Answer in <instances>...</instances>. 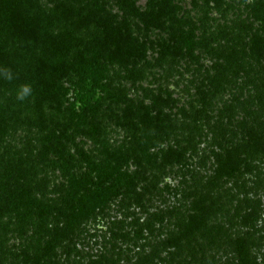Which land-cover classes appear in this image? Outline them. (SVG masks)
<instances>
[{"label":"trees","instance_id":"1","mask_svg":"<svg viewBox=\"0 0 264 264\" xmlns=\"http://www.w3.org/2000/svg\"><path fill=\"white\" fill-rule=\"evenodd\" d=\"M138 1L82 0L83 9L77 12L71 7L64 18L66 20L76 19V29L57 35L53 30L58 23L63 21V18L44 15L37 0H0V68L10 69L13 72L14 79L11 83L15 85L14 87L27 84L35 88L37 97L35 109L40 115L45 112L44 109H55V105L64 108L61 99L68 95L65 88L66 83L76 77L97 76L98 73L90 66V61L102 58L115 61L117 56L123 55L121 47L124 44L138 43L133 29L125 19L130 13L140 19L147 31L155 29L161 34L171 32L170 41L173 43L161 46L162 51L166 52L162 53L159 62L170 60L176 66H192L199 62L201 50L205 46L210 48L204 52L205 55L210 54L211 56H216V52L226 45L227 49L231 50L225 51L226 56L220 57L225 62L222 61L223 64L220 63L216 69V76L221 75L222 81L225 82L223 89L220 92L212 90L207 94L205 90L207 86L200 85L195 93L194 103L197 105L192 107L191 110H194L192 113L180 114L181 119L183 118L182 122H179L180 119L174 123L173 118H170V113H167L166 108L172 110L176 106V93L171 92L161 83L156 93L151 91L147 94V98L155 104L153 108L145 106L137 115L133 108H128L124 117L116 115L118 123L128 131L125 141L119 146L109 142L104 127H99L98 123L92 124L89 121V113L96 112L97 114L99 112L97 108H95L96 111L83 108L78 116L71 115V118L64 124V131L60 137L62 139L65 137L67 142L76 144V138L83 134L96 144V148L98 147L96 151L95 149L92 151L80 149L72 153L61 138L52 143L47 140L46 143L43 142L44 147L41 146L39 149L36 147L33 153L35 156L32 157L35 159L29 162L25 158L27 159L25 162L22 160L23 157L12 154L7 140L12 137V131L9 129H16L19 124H26L30 127L33 124L31 122L33 117L30 116L28 120L23 121L22 109L12 110L18 104L7 105L5 110L4 105L0 104V226L7 227L3 222L7 218L8 221L14 220L16 224L23 225H28L29 221L38 233L45 230V234L32 238V243L27 247L19 248L8 245L9 241L6 239L8 229L6 228L2 233L3 237L0 236V264H61L55 260L56 255L52 256L59 246L58 242L61 237L71 242L76 236L77 228L93 223L98 217L103 216L104 218L105 212L111 210V206L117 207L121 202L126 203L127 206L124 208L126 211H130L131 204L134 208L139 207L143 212L146 211L144 197L149 188L143 186L140 191V185L147 182L149 178L153 180L158 178L157 173L150 176L148 173L161 171L158 168L162 166L158 165L160 159L165 158L162 162L166 166H172L185 161L187 154H190L192 158L197 156L198 140L202 137L207 140L209 134L213 133L212 143L221 151L213 155L227 168H230V164L236 158L241 159L240 151L242 154V151L246 152L251 146L264 144V135L261 132L256 135L249 121H245L244 118L240 121L238 119L237 113L241 111L242 114L244 112L245 115L251 117L253 122L257 121L258 116H255L253 109L254 102L248 101L244 109L236 103L235 106L239 108L231 109L232 111L229 108L231 104L226 105V101L240 100L239 92L246 90L249 95L246 96L247 99L252 98L258 103L264 102V41L260 35L253 32L252 21L248 16L250 10L254 16L260 14L264 5L259 6L257 2L245 4V1L241 0L245 6V12L242 13L247 16L243 24L240 23L239 27H236L239 33L236 37L237 42L230 47L229 44L234 41L232 40V26L229 24L231 23L229 14L232 12L231 9H234L231 3L234 0H204L206 7L204 15H212L215 12L219 16L218 20L213 19L217 30L214 40H209L210 37L202 39L199 36L208 18L205 16L204 22L200 19L198 22L190 16L188 10H179L176 0H150L157 2V7L143 12L139 11ZM114 6L119 7L124 13L123 25L118 21V15L112 13ZM263 17L264 14L262 19ZM93 27L97 32L99 30V33L92 39L85 38L83 34ZM79 32H82V36L78 34ZM4 35H9L15 46L19 47L23 44L25 47L32 45L42 48L43 53L37 65L30 69H21L10 50V39L6 41ZM218 35H221L220 39ZM239 43L244 45V49L237 47ZM213 44L217 47L212 48ZM136 58L140 63L148 62L145 51L137 54ZM162 67L160 68L163 71ZM95 73L97 74L94 75ZM161 78L167 80L171 77L165 75V77H160V80ZM2 82L3 78H0V84ZM1 89L0 98H3L1 95L9 88L6 86ZM227 96L230 98H224ZM221 103L224 106L220 111L217 106ZM215 110L218 112L216 118L223 119L218 124L220 128L224 120H227L225 126H231H226V128L233 130L238 126L237 129L225 135L223 134L224 129L214 127L210 123L211 113L208 111L215 114ZM191 125L195 126L194 131L190 130ZM205 129L210 131L207 132ZM178 136L181 139L178 140L179 144L175 148L171 142ZM164 151L167 154L165 157H163ZM43 154H47L48 160L56 167L54 169L63 173L65 179L63 187L66 184L67 188H65L68 190L66 195L63 190L61 193L56 192L58 196L56 199H52L47 193L41 196L42 198L37 197L39 188L45 184L47 188L50 183L46 178H41L43 172L40 171V163ZM204 158L207 157L204 156ZM241 161L248 162L247 159H241ZM210 192V195H200V206L206 212L216 210V213L210 214V217L216 218L219 213L228 214L220 209V193ZM246 204L248 211L244 213L237 210V215L234 217L238 216L237 218L243 222L247 219L254 222L258 218L260 202L248 196ZM53 211L60 213L66 227L51 224L57 222L51 221ZM231 218L234 220L233 217ZM36 219H39V222ZM140 220L136 212L132 213V219L128 222L129 226L126 231L122 224L120 235H115L116 241L120 239L129 245L126 252L129 261L125 264H152L155 259V256L152 259L150 255L148 259L147 256L139 255L133 261V256H131L130 249H137L141 242L147 241L148 246L152 247L153 240L157 241L153 233L155 229L152 221L141 224ZM44 241L47 243L51 256L49 260L36 252L38 248H34V245L38 247L40 242ZM145 246L144 243L143 249ZM235 251L242 260L249 258L246 240L238 239L235 243ZM180 256V250L177 249L175 254L170 253L162 261L161 255L157 258L162 264H184L179 260ZM112 264L116 262L112 261Z\"/></svg>","mask_w":264,"mask_h":264},{"label":"rangeland","instance_id":"2","mask_svg":"<svg viewBox=\"0 0 264 264\" xmlns=\"http://www.w3.org/2000/svg\"><path fill=\"white\" fill-rule=\"evenodd\" d=\"M37 1L41 5V11L44 15L55 16L58 19L63 18V21L58 23L53 30L55 34H64L69 30L76 29V19L66 20L64 18L68 15L67 12L71 10V7L77 12L81 11L84 5L82 0ZM244 1L245 4L257 2L256 4L259 6L264 5V0ZM231 3L234 9H231L232 12L229 14V19L231 20L229 24L232 26L231 32H233L232 40L234 42L229 44L230 47L237 42L236 37L239 33L236 27H239L240 23L243 24L247 16V14L242 13L245 12V6L241 3V0H234ZM176 5L179 10H188L190 16L194 17L198 22L199 19L204 22V17L206 16L208 20L203 24L199 36L202 39L210 37L209 40H214L217 30L213 19L218 20L219 16L215 12L212 15H204V10H206L204 0H176ZM137 6L141 12L151 11L157 7V2L139 0ZM113 12L118 15V21L123 25L124 13L117 6L113 7ZM252 13V10L248 11V16L252 21L253 32L260 35L264 41V17L262 19L264 8L262 7L261 13L256 14V16ZM125 19L133 29L134 37L138 43L124 44L121 47L123 55L117 56L115 61L106 60L105 58L90 61V66L98 73L94 75L97 74V76L76 77L66 83L65 88L68 95L66 98L61 99L64 108L55 105V109H44L45 112L40 115L35 109L37 97L33 86H31L33 89L32 96L26 101L20 102L16 99V93L20 87H14L15 85L13 86L12 81L3 79L0 87L5 88L8 86L9 88L1 95L3 98H0V104L4 105L3 109L5 110L7 105L18 104L12 110L22 109L23 121L28 120L30 116L33 117L31 121L33 124L30 127H27L26 124H19L16 129H9V131H12V137L7 141L11 146L12 154L15 153L23 157L24 159L22 158V160L25 162H27V159L29 162L31 159H35L32 157L35 156L33 153L36 147L38 149L41 146L44 147L43 142L46 143L47 140L51 143L54 140L58 141L64 131V124L71 118V115L78 116L83 108L90 111H96L95 108H97V111H99L97 114L96 112L89 113V121L92 124L94 122L98 123L99 127H104L105 135L109 142L119 146L125 141L128 131L118 123L116 115L124 117L128 108H133L136 115L141 113L142 108L145 106L153 108L155 104L147 98V94L151 91L156 93L160 83L171 92L176 93V106L172 110L166 108L174 123L181 119L180 114H188V112L192 113L194 111L191 109L197 105V103H194L196 100L195 93L200 85L207 86L205 89L207 94L212 90L220 92L223 89L225 82L222 81L221 75L216 76V69L220 63L223 64L222 61L224 60L220 59V57L226 56L224 52L227 50L228 52L231 51L229 48L227 49V45L219 49L216 52V56L205 55L204 52L210 50V48L205 46L201 50L200 59L196 65L180 67L170 60L159 62L162 53L166 52L162 51L161 46L173 43L170 41L171 32L161 34L155 29L147 31L140 19L135 18L132 13ZM91 30L86 31L83 36L87 39H92L94 35L99 33V30L97 32L94 27ZM78 34L81 35L82 32ZM115 34L117 33L115 32ZM4 37L6 41L10 39V50L21 69H30L37 65V61L43 53L42 48L32 45L25 47L23 44L18 47L12 43L9 35H4ZM217 37L220 39L221 35ZM222 45L224 46L225 44L223 43ZM211 47L216 48L217 45L213 44ZM237 47L244 49L242 43H239ZM163 49L165 50L164 47ZM144 51L148 62L140 63L136 55ZM135 62L136 64H134ZM161 66H163V71L160 68ZM165 75L171 78L167 80H162L161 78L160 80V77H165ZM247 91L239 92L241 98L236 102L225 100L226 105L231 104L229 106L230 110H235L239 106L244 109L248 101L254 102L253 109L255 110V116H258L257 121L253 122L251 117L245 115L244 112L242 114L241 111L237 113L239 115L238 119L240 121V119L244 118L245 121H249L256 135H259L260 132L264 135V102L258 103L252 98L247 99L246 96H249ZM236 103L239 106H235ZM221 105L217 106L220 111L224 106L222 103ZM208 112L211 113L210 123L214 127L220 128L218 124L223 119L219 120L216 118L217 110H215V114H212L211 111ZM182 121L183 118L179 122ZM226 123L227 120H224L220 128L224 129L223 134L225 135L230 134L233 130L235 131L238 127L236 126L231 130L232 128H226V126H231H225ZM189 127L192 128L190 129L191 131L195 130L194 125ZM205 130L207 132L210 131L209 129ZM212 135L213 133L209 134L207 140H204V137L198 140L197 156L193 158L190 154H187L185 161L172 166H166L162 162L165 158L159 160L160 164L158 165L162 166L158 168L161 171L148 173L149 176L157 173L158 178L155 180L149 178L139 188L140 191H142L143 186L149 188L144 197L146 211L143 212L139 207L134 208L132 204L130 205V211H126L124 208L127 205L122 202L117 207L111 206V210L105 212L106 216L104 218L103 216L98 217L93 223L86 224L84 227L82 226L83 228H77L75 230L76 236L71 242L61 237L60 242H58L59 246L52 253V256L56 255L55 260L61 264H112V261L116 262V264H125L126 261H129V258L126 257L129 245H126L120 239L116 241L115 235H120L122 224L126 231L129 226L128 222L132 219V213L136 212L141 219V224L152 221L155 229L153 233L157 241L153 240L152 247L148 246L147 241H143L137 249L133 250L131 248L133 261L139 255L142 257L151 255L152 259L154 256L157 259L156 261L153 259L152 264H162L157 258L158 255H161L162 261L170 253L175 254L177 249H179L181 254L179 260L184 264H264V144L259 143L256 146H251L246 152L245 150L242 151V154L240 151L241 156L239 154V157L247 159L248 162L245 163L240 158H236L235 162L233 161L230 164V168H227L218 159H215L213 155V153L219 154L221 151L212 143ZM180 139L179 136L177 139L174 138L171 145L176 148ZM62 140L68 145L72 153L80 149L83 151L95 149L96 151L98 148H96V144L91 139L86 138L83 134L76 138V144L67 142L65 137ZM165 154L166 151H164L163 157L167 156ZM204 156L207 158H204ZM40 164V171L43 172L41 178H46L50 183L47 188H45L47 184L39 186V193L36 194L35 190L34 195L36 194L37 197L42 198L41 196L47 193L52 199H56L58 197L56 192L61 193L63 190L66 195L68 190L66 189V184V188L63 187L65 183L63 173L58 169H54L56 167L48 160L47 154H43ZM210 191L213 194L220 193V209L228 214L219 213L216 218L210 217V214H215L216 210L214 212L213 210L206 212L200 206V195H210ZM248 196L260 202L258 218L254 222L251 219L243 222L237 218L238 216L234 217L237 215V210L244 213L248 211L249 208L246 204ZM51 216L53 217L51 219L52 222L57 221L51 223L52 225L57 224L58 226L66 227L59 212L53 211ZM36 221L39 222V219H36ZM3 222L7 227L2 228L0 226V236L3 237L2 233L7 228L6 239H8L9 242L7 243L10 246L27 247L32 243V238L45 234V230L38 233L34 225H31L29 221L28 225L16 224L14 220L8 221L7 218ZM238 239L247 241L249 258L246 260H242L235 251V243ZM45 242H40L38 247L34 245V248H38L41 252L38 249L36 252L45 256L46 260H49L51 256ZM144 243L146 244L145 249L142 247ZM52 258L54 259V257Z\"/></svg>","mask_w":264,"mask_h":264},{"label":"clouds","instance_id":"3","mask_svg":"<svg viewBox=\"0 0 264 264\" xmlns=\"http://www.w3.org/2000/svg\"><path fill=\"white\" fill-rule=\"evenodd\" d=\"M0 78L6 79L8 81H12L14 79V74L10 69L0 68ZM33 94V89L31 85H23L21 86L17 93L16 99L20 102L26 101Z\"/></svg>","mask_w":264,"mask_h":264}]
</instances>
